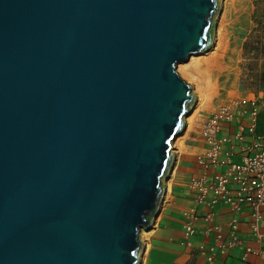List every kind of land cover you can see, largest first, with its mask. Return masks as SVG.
<instances>
[{
  "label": "water",
  "instance_id": "obj_1",
  "mask_svg": "<svg viewBox=\"0 0 264 264\" xmlns=\"http://www.w3.org/2000/svg\"><path fill=\"white\" fill-rule=\"evenodd\" d=\"M218 0H0V264H137Z\"/></svg>",
  "mask_w": 264,
  "mask_h": 264
},
{
  "label": "crops",
  "instance_id": "obj_2",
  "mask_svg": "<svg viewBox=\"0 0 264 264\" xmlns=\"http://www.w3.org/2000/svg\"><path fill=\"white\" fill-rule=\"evenodd\" d=\"M262 4L264 5V2ZM235 54L232 49H227L219 61L222 65L224 62L229 64L231 62L230 67L233 66L227 75L230 78L226 80L229 81L230 88L240 85L241 69L237 64L240 61L237 58L240 53ZM231 55H235L237 59L234 61ZM234 62L235 65H232ZM233 93L236 95L237 90ZM238 95L241 96V94ZM262 95L248 93L245 97L264 99ZM217 105L213 107L205 105L203 109L198 108V115L194 122L186 121L182 127L180 133L182 142L175 148L171 147L173 156L163 183V193L150 226L144 229L147 237L143 242V249L141 248L143 264H264V221L258 224L256 231H253L252 211L243 209L232 213L226 205L219 203L213 208V224L219 226L221 233L220 240H217L216 233L207 230L208 224L202 217L206 212L205 207L193 201L194 194L189 189L190 178L199 177L202 173V167L198 164L197 158L205 152V144L199 134V128ZM248 123L246 116H236L231 123L222 125L218 136L226 137L230 139L231 144L234 142V145L238 146L241 142L235 141L234 136L241 127L246 130ZM254 140L264 141V116L262 115L257 119L254 134L245 132L244 144L249 145ZM229 148L230 144L223 145L224 151H228ZM239 158L236 147L232 160L236 161ZM189 209L194 210L197 220L194 223L193 235L186 236L183 230L185 222L183 214ZM234 219L237 222L236 233L240 245L228 249L226 255L218 254L216 247L219 243L229 240V224ZM211 248L214 250V256L212 260H208Z\"/></svg>",
  "mask_w": 264,
  "mask_h": 264
},
{
  "label": "built area",
  "instance_id": "obj_3",
  "mask_svg": "<svg viewBox=\"0 0 264 264\" xmlns=\"http://www.w3.org/2000/svg\"><path fill=\"white\" fill-rule=\"evenodd\" d=\"M264 116V99L239 98L232 96L217 105L215 110L206 117L199 128V134L205 144L204 153L197 158L202 167L199 177L190 178L188 184L193 192V201L203 205L206 212L202 215L207 222V230L216 233L220 240V228L214 225L213 208L217 204L226 205L234 213L249 209L253 217L252 229L256 231L258 224L264 221V141L254 140L249 145L244 144L245 132L254 134L258 117ZM236 116H246L249 120L246 130L240 128L235 134L234 145L228 138H219L218 132L224 123H231ZM230 144L228 151L223 150L224 144ZM237 147L239 160H232ZM184 234L194 233V223L197 220L194 210L189 209L183 214ZM237 222L234 219L229 224V240L221 242L216 247L217 253L226 255L228 249L240 245L237 237ZM208 260L214 256L213 248Z\"/></svg>",
  "mask_w": 264,
  "mask_h": 264
},
{
  "label": "rangeland",
  "instance_id": "obj_4",
  "mask_svg": "<svg viewBox=\"0 0 264 264\" xmlns=\"http://www.w3.org/2000/svg\"><path fill=\"white\" fill-rule=\"evenodd\" d=\"M263 2L264 0H218L209 49L192 56L188 62H182L175 68L180 78L191 86L193 95L188 115L183 116L184 124L186 121L194 122L198 108L203 109L205 105L213 107L231 96L248 99L252 98L245 97L248 93H261L264 97ZM227 49H232L236 54L240 53L237 57L240 59L237 64L241 69L239 87L230 88L229 81H226L230 78L227 75L233 67H230L231 62H224L223 65L219 62ZM235 55H231L234 61L237 59ZM225 61L228 62L227 59ZM231 90L233 91L227 94ZM236 90L237 94L234 95ZM181 137L179 134L172 140L171 147L179 145L182 142ZM139 235L143 249V242L147 237L144 228L139 231ZM141 248L137 264H143Z\"/></svg>",
  "mask_w": 264,
  "mask_h": 264
}]
</instances>
